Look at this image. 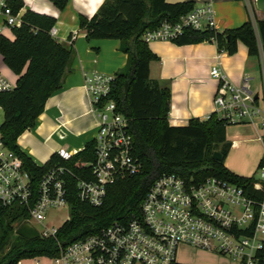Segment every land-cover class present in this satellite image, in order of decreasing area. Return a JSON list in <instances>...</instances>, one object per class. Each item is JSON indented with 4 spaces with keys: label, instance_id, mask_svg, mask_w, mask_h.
I'll return each mask as SVG.
<instances>
[{
    "label": "trees",
    "instance_id": "trees-1",
    "mask_svg": "<svg viewBox=\"0 0 264 264\" xmlns=\"http://www.w3.org/2000/svg\"><path fill=\"white\" fill-rule=\"evenodd\" d=\"M48 1L60 11L67 6V0ZM10 2L14 13L22 9L23 2L20 0ZM249 4L253 21L220 33L187 28L172 42L183 46L214 38L219 52L225 50L230 55L236 52L237 42H241L251 57L262 54L264 60V20L257 18L252 0H249ZM194 7L191 1L105 0L91 18L79 17L78 28L85 33L88 42L115 40L120 43L121 53L127 55L126 66L113 76L107 99L113 100L117 111L129 120L133 153L141 162L142 170L137 175L110 185L103 203L94 208L80 202L76 197L75 181L70 177L65 178L70 216L54 238L27 241L16 235L12 225L23 221L26 216L20 208L0 207V264L53 257L59 251L58 245L65 246L94 235L114 221L126 222L139 214V206L147 189L164 173L177 174L194 183L216 177L242 187L256 201L263 197V192L254 191L258 185L254 177L237 176L224 165L231 148L226 140L227 120L212 113L204 121L193 118L186 126H169V91L149 77V63L157 57L143 41V34L154 30L164 20L178 21ZM22 18V25L11 29L14 40L0 35L2 62L17 76L15 88L0 94L3 117L0 138L8 150L20 156L32 180L37 181L52 167L73 166L76 160L91 161L94 142L87 143L85 150L69 162L55 154L42 167L35 165L18 149V138L25 130L35 127L47 99L61 88L74 50L72 35L68 38L69 45L65 46L50 34L55 19L30 11ZM262 141L264 143V136ZM213 152H219L222 161L213 160ZM257 168H264V156ZM255 258L258 264H264V247L256 253Z\"/></svg>",
    "mask_w": 264,
    "mask_h": 264
},
{
    "label": "built area",
    "instance_id": "built-area-1",
    "mask_svg": "<svg viewBox=\"0 0 264 264\" xmlns=\"http://www.w3.org/2000/svg\"><path fill=\"white\" fill-rule=\"evenodd\" d=\"M10 1L0 0V35L6 28L22 25L23 15L20 10L12 11ZM187 28L218 32L210 2L195 6L176 22L162 21L142 39L147 44L172 42ZM50 34L54 37L52 29ZM210 76L219 81L213 113L229 125L258 121L264 131V110L247 84L232 85L217 67L211 69ZM83 82L96 118L91 161L52 167L34 181L20 156L8 150L0 138V207L20 208L26 219L18 226L29 223L39 238H54L61 227L44 224L49 210L69 209L65 178L75 181L80 202L94 208L103 203L110 185L142 170L133 153L129 120L117 111L113 100L107 99L113 76L89 73L84 74ZM15 86L0 71V94ZM84 150L69 152L62 148L56 155L69 162ZM257 176L254 191L263 192L258 201L242 187L216 177L194 183L177 174H161L147 189L138 215L126 222L114 221L68 245H58L53 257L29 260H44L46 264H178L177 251L186 246L216 253L236 264H258L255 255L264 247V168L258 169ZM33 223L40 225V230Z\"/></svg>",
    "mask_w": 264,
    "mask_h": 264
},
{
    "label": "crops",
    "instance_id": "crops-1",
    "mask_svg": "<svg viewBox=\"0 0 264 264\" xmlns=\"http://www.w3.org/2000/svg\"><path fill=\"white\" fill-rule=\"evenodd\" d=\"M21 15L27 11L56 20L52 30L55 40L68 46L73 34V57L57 92L46 101L34 128L25 130L18 138V149L31 161L42 167L59 149L80 151L91 142L96 133V118L90 110L85 90L84 74L98 73L114 76L126 66L127 55L120 51L115 40H89L78 28L80 16L88 19L105 0H67L60 11L48 0H20ZM168 3L191 1L195 6L212 4L218 33L236 29L253 21L249 0H167ZM257 18L264 20V0H252ZM5 36L3 33L1 34ZM13 35L11 40H14ZM157 59L149 66V77L160 87L168 89L169 126H186L190 119L201 121L214 111V97L219 81L211 78L210 71L217 67L232 85L247 84L257 95L258 105L264 110L263 56L251 57L247 48L237 42V50L230 55L220 51L212 41L198 44L176 45L173 42L154 41L148 44ZM17 80V76L13 78ZM226 140L231 144L224 161L225 167L237 176L258 179V164L264 156V131L259 122L226 126ZM192 253L188 262L180 264H236L232 259L213 252L183 246L180 250ZM179 263V262H178Z\"/></svg>",
    "mask_w": 264,
    "mask_h": 264
},
{
    "label": "rangeland",
    "instance_id": "rangeland-1",
    "mask_svg": "<svg viewBox=\"0 0 264 264\" xmlns=\"http://www.w3.org/2000/svg\"><path fill=\"white\" fill-rule=\"evenodd\" d=\"M3 34L5 35L4 36L5 38L7 37L10 40L13 37L12 30L10 28H6L3 31ZM0 71L7 80H9L12 84L15 83V81L13 80L15 75L8 68L4 66L1 56H0ZM2 122H3V117H2V110L0 108V125L2 124ZM45 215H46V219L44 224H47V226L49 227H55V228H59L61 224L65 222L70 216L69 209L67 207H63L60 210H49ZM34 225L38 230H40V225L38 224H34ZM191 256L192 253L190 251L179 249L176 254V261L178 260L179 263H185L189 261V258ZM36 261L38 262L36 263ZM18 264H46V261L38 260V259L24 260L19 262Z\"/></svg>",
    "mask_w": 264,
    "mask_h": 264
},
{
    "label": "water",
    "instance_id": "water-1",
    "mask_svg": "<svg viewBox=\"0 0 264 264\" xmlns=\"http://www.w3.org/2000/svg\"><path fill=\"white\" fill-rule=\"evenodd\" d=\"M255 99H257V95H255ZM212 159L215 161H222V156L219 152H213ZM14 232L16 235L22 237L23 239L29 241V240H35L39 238L38 232L35 231V229L28 223H24L20 226H18L17 223H14L12 225Z\"/></svg>",
    "mask_w": 264,
    "mask_h": 264
}]
</instances>
